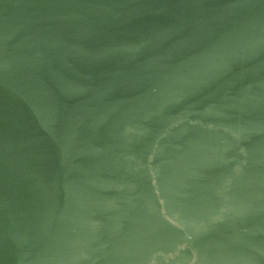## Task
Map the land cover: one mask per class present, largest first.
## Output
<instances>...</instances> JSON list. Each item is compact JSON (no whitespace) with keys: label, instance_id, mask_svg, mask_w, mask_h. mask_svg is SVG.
<instances>
[{"label":"water","instance_id":"obj_1","mask_svg":"<svg viewBox=\"0 0 264 264\" xmlns=\"http://www.w3.org/2000/svg\"><path fill=\"white\" fill-rule=\"evenodd\" d=\"M0 264H264V0H0Z\"/></svg>","mask_w":264,"mask_h":264}]
</instances>
